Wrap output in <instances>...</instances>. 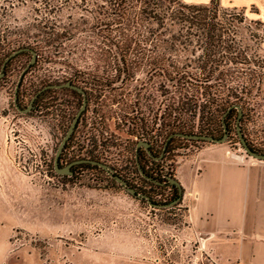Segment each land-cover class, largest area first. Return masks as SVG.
I'll return each instance as SVG.
<instances>
[{"label": "rangeland", "instance_id": "1", "mask_svg": "<svg viewBox=\"0 0 264 264\" xmlns=\"http://www.w3.org/2000/svg\"><path fill=\"white\" fill-rule=\"evenodd\" d=\"M140 4L134 5L131 16L138 13ZM218 6L217 20L230 31L225 38L246 59V64L228 61L224 66L241 70L240 78L230 84L248 91V95L241 94L244 137L254 151L264 153V24L253 8L219 2ZM33 13L30 3L17 4L3 23L32 25L36 23ZM144 24L148 34L157 30L147 21ZM37 39L32 30L19 40L20 46ZM150 39L148 55L154 52ZM106 44L83 36L59 39L57 47L36 52V62L24 74L18 96L26 104L46 83L85 82L94 91L90 114L94 148L89 154L67 151L65 161L83 154L98 158L138 193L166 203L169 188H157L136 173L134 149L146 137L157 139L154 148L160 151L158 145L164 141V133L158 130L160 115L176 102L179 90L147 67L117 72V57L105 53ZM30 59L28 51L15 55L0 79V264H217L215 250L185 229V208L179 202L154 207L101 169L80 166L72 175L54 170L56 141L49 135L51 125L44 123L40 108L19 112L13 104L16 83ZM235 118L236 114L228 141L221 144L248 158L235 132ZM173 122L171 116L164 120L165 124ZM183 122L196 124L198 120L185 118ZM212 134L219 137L222 130ZM212 144L217 143L176 137L162 162L152 164L146 159V166L173 173L179 157Z\"/></svg>", "mask_w": 264, "mask_h": 264}, {"label": "trees", "instance_id": "2", "mask_svg": "<svg viewBox=\"0 0 264 264\" xmlns=\"http://www.w3.org/2000/svg\"><path fill=\"white\" fill-rule=\"evenodd\" d=\"M26 3L31 4L34 11L32 19L36 23L24 27H11L3 23L4 19L10 17L8 13L15 5ZM136 3H141V7L137 14L131 16ZM217 7H219L217 0L199 5L186 4L180 0H0V68L10 52L20 47H28L35 53L44 52L57 47L55 45L59 39L70 40L89 36V38L107 42L104 46L105 53L117 57V72H130L136 67H147V70L157 72L163 82H168L179 90L176 102L165 107L160 115L158 130L164 133V141L160 146L158 145L160 151L154 148L158 140H149L146 137L139 138L149 143V153L142 147L138 150L134 149L136 173L139 174L141 169L146 183L157 188L168 187L171 191L166 203L155 202L151 196L147 195L149 200L146 199V201L158 207L157 205H165L176 200L178 189L169 183V179L174 178L172 172L163 174L161 169L150 170L146 166V161L149 160L152 164L162 162L176 137L168 140L164 151L163 146L167 138L174 133L206 134L215 137L212 132L221 129L222 134L215 137L220 138L223 135L224 114L228 133L225 141H228L231 119L234 114L236 118L238 115L234 105H239L242 109L244 106L242 95L244 93L248 95V91L235 89V86L230 84L234 79L240 78L238 73L242 74L241 70H230L224 67L229 63L228 61L233 64H246V59L244 53L233 46L230 39L225 38L224 35L230 31L218 22ZM210 12L212 14H209ZM232 17L235 19V15ZM143 21L156 26L157 30L153 34H148L149 31L145 29ZM32 30L38 39L31 44L20 46L23 42L19 40L27 37ZM149 39L154 42L151 48L154 49V55L147 53L146 43ZM156 49L160 52H156ZM186 50L190 53L184 54ZM13 57L5 64V67ZM5 67L3 73H5ZM14 105L19 111L21 110L17 104V98ZM170 116L175 122L165 124L164 120L170 119ZM185 118L197 119L198 122L187 124L183 122ZM241 121L242 119L239 120V126L244 137ZM71 140L72 138L69 141ZM246 143L252 149L247 141ZM65 153L63 151L61 155ZM160 155L161 157L156 160L155 157ZM90 159L100 161L98 158ZM80 166L103 170L88 163L79 164L77 167ZM113 172L114 175L123 178L116 174L114 169Z\"/></svg>", "mask_w": 264, "mask_h": 264}, {"label": "crops", "instance_id": "3", "mask_svg": "<svg viewBox=\"0 0 264 264\" xmlns=\"http://www.w3.org/2000/svg\"><path fill=\"white\" fill-rule=\"evenodd\" d=\"M180 1L199 5L211 0ZM218 2L253 8L264 24V0ZM173 174L181 187L185 229L215 250V263L264 264V161L217 143L179 157Z\"/></svg>", "mask_w": 264, "mask_h": 264}, {"label": "flooded vegetation", "instance_id": "4", "mask_svg": "<svg viewBox=\"0 0 264 264\" xmlns=\"http://www.w3.org/2000/svg\"><path fill=\"white\" fill-rule=\"evenodd\" d=\"M4 75L5 73L3 74L2 77H4ZM66 82H70V84H73L79 87L82 90V92L74 88H71L69 86H65L61 88L50 87L51 85L63 84ZM34 95H36V97L31 102V99L33 98ZM34 95L30 98V100L26 104H24L23 101L18 96L17 104L21 110H24L31 103V107L28 112L35 111L38 108L41 109L42 114H43L44 123L46 125L47 124L51 125L50 127H48L51 130V133H49V135L51 138L55 137L56 149L59 146L62 138L66 134V131L68 130L74 116L76 115L81 105L83 104V99L85 98L86 102H85L84 109L81 111L79 118L76 122V125L70 137L66 141L62 152L63 151L64 152L76 151L79 153L81 152L84 153L85 151L89 154L94 148V139H93L94 126L91 122V116H90V114L93 112L92 103L94 100V91L92 89H88L86 87L85 82L74 81V80L68 79V80L61 81V82L46 83ZM62 95H64L65 97L64 98L61 97ZM38 97L40 98L39 103H38ZM13 104H15L14 100H13ZM70 138H72L71 141H69ZM52 143H55L54 140H52ZM141 147L142 146H140L139 148ZM135 148H136V145H135ZM61 154L59 156V166L61 167L66 166L72 161H75L78 159H90L89 155L83 154L81 156L78 155L76 157L67 158V161H65L63 157L64 155H61ZM79 164H84V163H78L70 167L72 174H74V170L75 168H77ZM137 194L139 193L135 189V194H132V195L136 196Z\"/></svg>", "mask_w": 264, "mask_h": 264}, {"label": "water", "instance_id": "5", "mask_svg": "<svg viewBox=\"0 0 264 264\" xmlns=\"http://www.w3.org/2000/svg\"><path fill=\"white\" fill-rule=\"evenodd\" d=\"M23 51H29L31 53V59L29 61V63L26 65V67L24 68V70L22 71V73L20 74L19 78H18V81L16 83V86H15V90H14V101H16V98H17V90H18V87H19V83L21 81V78L23 76V74L28 70V68L30 67V65H32L34 62H35V58H36V53L34 50L28 48V47H21V48H18L16 50H14L13 52H11L4 60V62L2 63L1 65V68H0V78L3 76V70H4V67H5V64L9 61L10 58H12L13 56H15L16 54L20 53V52H23ZM65 86H69L71 88H74L80 92H82V90L73 85V84H70V82H66V83H63V84H57V85H51L50 87H53V88H61V87H65ZM36 97V95L33 96V98L31 99V102L34 100V98ZM85 98L83 99V104L81 105L80 109L78 110V112L76 113V115L74 116L68 130L66 131V134L64 135V137L62 138L59 146L57 147L56 151H55V154H54V170L59 173V174H65V175H72V171L70 170V167L72 165H75V164H78V163H88V164H92V165H96L100 168H102L103 170H105L107 172V174H109L110 177H112L116 182H118L122 187H124L130 194H135V189L128 186L127 182L121 178L120 176L118 175H114V172H113V169L111 167H109L107 164L103 163V162H100L98 160H94V159H78V160H75V161H72L71 163H69L68 165L66 166H59V156L63 150V147L66 143V141L68 140V138L70 137L75 125H76V122L79 118V115L81 113V111L84 109V106H85ZM31 107V103L30 105L24 109V110H20L21 112H28L29 109ZM234 107L237 109L238 111V115H237V118H236V132H237V135H238V139L240 141V144L242 145L244 151L246 152L247 155H249L250 157L252 158H255L257 160H260V161H264V153H260V152H257V151H254L252 150L246 143L241 131H240V126H239V120L242 116V111H241V108L239 105H234ZM224 116L225 114L223 115L222 117V125H223V135L220 137V138H215L211 135H206V134H186V133H174L172 135H170L168 138H167V141L165 142L164 146H163V151L165 150L166 148V145H167V142L170 138L172 137H181V138H187V139H193V140H205V141H211V142H215V143H223L225 142L227 136H228V133H227V127L225 125V122H224ZM140 146H142L148 153V147H149V143L146 142V141H138L137 144H136V149H138ZM162 155V154H161ZM160 156L158 157H155V159H159ZM140 174L142 176H145L143 174V171L140 169ZM169 183L172 184V185H175L178 189V198L168 204H165V205H157L158 207H166V206H170V205H174V204H177L179 202V200L181 199V187L178 183V181L171 177L169 179ZM137 197H140V198H145L147 200H149V197L145 194H137L136 195ZM150 205H152L151 203H149Z\"/></svg>", "mask_w": 264, "mask_h": 264}]
</instances>
